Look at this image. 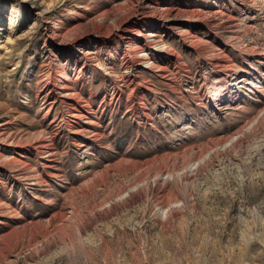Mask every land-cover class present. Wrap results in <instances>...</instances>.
<instances>
[{"label": "rangeland", "instance_id": "rangeland-1", "mask_svg": "<svg viewBox=\"0 0 264 264\" xmlns=\"http://www.w3.org/2000/svg\"><path fill=\"white\" fill-rule=\"evenodd\" d=\"M123 1L0 0V264H264V0Z\"/></svg>", "mask_w": 264, "mask_h": 264}, {"label": "bare ground", "instance_id": "bare-ground-1", "mask_svg": "<svg viewBox=\"0 0 264 264\" xmlns=\"http://www.w3.org/2000/svg\"><path fill=\"white\" fill-rule=\"evenodd\" d=\"M222 1L223 0L208 1L205 4L206 6H203L204 14H199V12H197L196 9L188 10V13L191 16H199V17L205 16L210 21L209 23H211V24L215 23L217 20H222L223 17H224L222 12L216 10L218 8L217 5L221 4ZM42 3H44V0H41L40 4L38 2H35V1H32V0L31 1L30 0H20V8L24 12H27V13L28 12H34L35 10H39V7H40V5ZM133 4H136L140 8L143 9V8H147V7L149 8L150 5H152V4L153 5H157L158 4V0H125L121 4L116 5L115 7H112L110 9H108V10L103 11L99 15V17L94 18L91 22H94L97 19L101 20V22L99 23V26H98L100 29L109 30V32H108L109 35L111 34V36H113L115 38L122 39L123 42H124V39H125L128 31H132L130 28H132L134 25H133V23H131V19L127 18V15L121 16L119 14V12H120L119 10L125 8V6L129 7V6L133 5ZM196 7H201V5H198ZM165 14H166V15H164L165 17H163V18H166L165 19L166 21L162 22V23H164L163 25H165L167 27H170V28H173V29H175L174 27H176V28L180 27L178 25H182L183 26L182 22L180 23V21L176 20V17L179 16V12H177L174 17L171 16V14H174V12L172 10L166 11ZM38 15L41 16V17L45 16V11L39 12ZM160 16H162V15H160ZM45 30H46L47 33H49L50 32V27L46 26ZM84 39H76V40H74V42H72L73 45L71 47H74V48L75 47H82V45L85 42Z\"/></svg>", "mask_w": 264, "mask_h": 264}]
</instances>
